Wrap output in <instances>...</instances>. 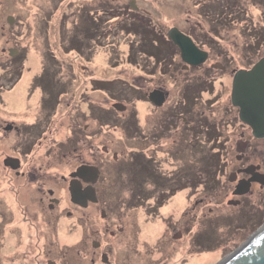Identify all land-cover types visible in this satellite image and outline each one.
<instances>
[{"label": "flooded vegetation", "instance_id": "obj_1", "mask_svg": "<svg viewBox=\"0 0 264 264\" xmlns=\"http://www.w3.org/2000/svg\"><path fill=\"white\" fill-rule=\"evenodd\" d=\"M186 1L191 4L190 7L184 6L187 18L185 28L174 25L166 29L163 20L158 17L161 16L160 8L164 6L161 0H128L123 8H119L126 11L124 17L120 16L121 26L125 23L127 36L135 40L130 45H137L135 35H141L152 43L154 50L151 53L168 56L169 61L156 69L147 66L143 77L147 76L150 80L156 71L158 74H175V84L179 88L172 96L159 84L144 83L142 88H138L128 83V86H122L127 91V107L122 104L125 111L121 112H128L130 107L127 118L119 123L118 112L112 109L111 104L107 110L114 114L113 119L106 121L100 115L103 109L95 104V99L92 104L89 103V97L94 95L95 98L99 92L87 87L92 85L93 78L81 83L80 73L76 72L72 79L59 83L70 97L60 115L46 113V118L0 115V262L116 264L123 251L129 259L144 252L142 245L139 250L130 244L134 235L139 234L134 231L139 228L134 227L127 228L129 248L123 244V248L114 249L118 244L113 240H117L124 229H118L115 234L113 215L103 208L98 212L92 211L93 207L104 205L109 196L104 182H115L113 173L118 174V167L122 164L120 162L113 169L111 164L117 162L119 152L113 151V142L108 144L105 138L102 142L98 140L104 131L115 130L117 124L123 126L128 139L125 166L121 168L130 171L141 158L140 168L163 182H167L166 172L156 153L166 147L175 149L183 134L206 131L204 145L211 160L210 166L198 169L194 182L185 187L182 188L181 183L175 185L173 194L178 196L183 193L184 203L174 210L176 221L167 223L160 243L166 242L173 247L180 242L190 245L198 222L209 226L221 217L231 223L225 236L230 243H235L237 237L252 229L250 224L256 218H263L256 228L262 225L264 138H254L251 130L239 120V110L232 106L230 94L234 74L249 71L264 58V0ZM84 14L81 12L75 20L79 21ZM235 26L239 28V42L230 41L229 31ZM110 27L113 28V25ZM134 28L136 31H133ZM173 28L189 38L201 56L204 55L202 63L189 66L182 62L180 50L168 37V31ZM111 32L113 34V29ZM117 33L115 31V36L119 35ZM146 34L149 37L146 38ZM167 41L172 47H167ZM163 47L168 48V53ZM16 52L19 56L20 53ZM153 57L150 55L148 58ZM73 82L74 86H71ZM87 88L90 91L88 96L85 94ZM198 89L209 94L202 99L194 94ZM212 90H215L214 95H210ZM151 94L153 101L149 99ZM138 100L146 102L151 108L140 121L136 113L144 108V104H132ZM87 121L94 126L86 125ZM83 166L98 171L93 183L85 174L81 178H71ZM70 182H77L82 189L91 186L97 202L88 203L85 208L72 204L68 192ZM129 201H132L131 197ZM86 218L93 222L99 218L104 222L102 228H92L88 232L89 238L84 235ZM69 219L73 220L75 230L83 241L75 244L52 242L61 221ZM171 225L173 227L169 228ZM67 233L68 230L63 235L66 239ZM146 235L144 233L148 242ZM4 236L10 239L9 251L5 240L1 242ZM70 249L75 250L73 255H70Z\"/></svg>", "mask_w": 264, "mask_h": 264}, {"label": "rangeland", "instance_id": "obj_2", "mask_svg": "<svg viewBox=\"0 0 264 264\" xmlns=\"http://www.w3.org/2000/svg\"><path fill=\"white\" fill-rule=\"evenodd\" d=\"M161 1L164 6L160 8L161 16H157L163 20L166 29L174 25L185 28L184 21L187 18L184 6L190 7V1ZM127 3L128 0H0V115L11 118H17L20 115L46 118V113L53 116L60 115L65 110L64 105L69 103L70 97L66 95L67 93L59 83L66 82V79H72L76 72L80 73L79 82L81 83L87 82L89 78L99 82L110 81V84H103L106 91H99L95 94V98L94 95L89 97L91 99L89 103L92 104V100L95 99V104L103 109L100 115L106 121L113 119L114 114L107 110L111 108L113 102H119L127 107V91L122 86H128V83L138 88H142L144 83L159 84L164 91L171 93L172 96L177 87L179 88V85L175 84L177 80L175 74H158L156 71L150 80L147 76L143 77L145 69L142 71L138 69L147 66L148 63H145L144 59H140L141 56H138L137 53L148 41L141 35H135L137 45H130L135 40L128 37L125 30L120 28L122 24L120 17L113 21H106L109 26L113 25V28H110L111 31L113 29V34L110 30L100 33L99 27L96 28L88 24L84 17L79 21L75 20V17L81 12L94 13L95 10L94 14L96 15V11L99 12L97 10L99 7L115 10L123 8ZM55 10L57 13L54 14ZM58 12L64 15L61 22H59L61 17ZM9 17L14 20L11 24L7 22ZM123 25L126 27L125 23ZM235 27L229 31L230 41L239 42L240 37L237 35L239 28ZM121 29L124 32L120 31ZM115 31L118 32V36H115ZM133 31H136V28ZM147 37L149 36L146 34ZM112 44L113 47H111ZM162 49L166 53L169 51L167 47ZM14 50L18 51L21 57L15 54ZM128 52L132 56L130 61H134L137 66L126 63ZM166 60H168L167 55L164 61ZM151 62L149 60V63ZM70 72H72L71 76ZM74 83L71 86H74ZM87 87L92 88L93 86L87 85ZM88 88L85 91L87 96L90 92ZM69 89L73 91V89ZM212 91L213 94L211 92L210 95L215 94V90ZM144 92L146 93L145 90ZM207 93L209 94L208 91L204 92L200 89L194 91V94L201 96L202 99ZM142 102L138 100L133 101L132 104L139 103L141 105ZM143 104L144 108L136 113L139 121L143 119L144 113L151 111L146 102ZM187 107L188 104L185 108ZM129 109L130 107L128 112ZM128 112L116 113L119 123L125 121ZM194 122H196L195 119ZM85 124L94 126L90 121ZM123 129V126L117 124L115 130L104 131L98 139L102 142V139L105 138L108 140V144L113 142V151L119 152L118 163L111 164L113 169L120 162L122 164L118 167V174L113 173V179L116 178L115 182L106 184L104 182V187L107 185L109 192L104 205L93 207L92 211L98 212L101 208L109 211V214L113 215V232L115 234L118 229H124L117 240H113V243L118 244L113 247L114 249L123 248V244L129 248L126 238L129 232L127 228L134 227L139 228L134 230L139 234L134 235V240L130 244L139 250L142 245L144 252L129 259L123 251V256L117 257L116 264H217L264 224L263 221L262 225L256 228V225L263 219L256 218L250 224L253 226L252 229L237 237L235 243H230V240L228 241L225 236L226 232L230 230L231 223L229 219L221 217L215 224L209 226L205 222H198L196 234L191 238L190 245L180 242L173 247L166 242L160 243V236L167 223L176 221L174 210L184 203L183 193L174 196L175 185L181 183L182 188L185 187L186 184L194 182V174L198 169H206L210 166L211 160L206 154L204 145L206 131H192L189 134H183L175 149L169 150L166 147L164 151L156 153L160 165L166 172L164 176L167 182H163L140 168L141 158L137 160L136 165L130 171L121 168L125 166L124 162L128 151V139ZM129 197L132 198V201H129ZM91 215L94 216V214ZM86 219L83 225L86 237H88V232L93 230L92 228L104 226V222L99 218H97L98 220L95 218L94 222L91 219ZM67 230L66 239L63 235ZM144 233L147 234L148 242L144 238ZM53 238L52 242L54 243L75 244L83 241L80 233L75 230L72 219L62 220ZM4 240L7 244V251H9L10 239L4 236L1 242ZM69 251L70 255H73L75 250L70 249ZM0 264L4 263L1 261Z\"/></svg>", "mask_w": 264, "mask_h": 264}, {"label": "water", "instance_id": "obj_3", "mask_svg": "<svg viewBox=\"0 0 264 264\" xmlns=\"http://www.w3.org/2000/svg\"><path fill=\"white\" fill-rule=\"evenodd\" d=\"M7 22L11 24L13 18H7ZM168 37L180 50L182 62L197 66L204 61V55L201 56L190 39L176 29L169 30ZM14 53L17 54L16 51ZM149 99L153 101L152 94ZM230 99L232 106L239 110V120L251 130L252 136L256 139L264 138V58L249 71H238L234 74ZM112 109L118 113L125 111V107L120 103L112 104ZM82 174L88 176L91 179L89 182L93 183L97 179L98 171L83 166L78 168L71 178H81ZM68 192L71 203L81 208L87 207L88 203L97 202L91 186L82 189L77 182H70ZM217 264H264V224Z\"/></svg>", "mask_w": 264, "mask_h": 264}, {"label": "trees", "instance_id": "obj_4", "mask_svg": "<svg viewBox=\"0 0 264 264\" xmlns=\"http://www.w3.org/2000/svg\"><path fill=\"white\" fill-rule=\"evenodd\" d=\"M55 13H57L56 10L54 11V14ZM58 13L60 14V17L62 18L63 14L61 15V12H58ZM84 13L85 14H84L83 17L85 18L86 22L88 24L96 27V28L99 27L100 33L107 32V31L110 30L111 27L108 24H106L109 20L118 18L120 16L124 17L126 15L125 9L124 10H119V9L113 10V9H110V8H101L98 13L96 11V15L94 17L92 15L93 12H90V13L89 12H84ZM94 13H95V11H94ZM53 17H56V15H53ZM104 21H105V23H104ZM104 24H106V25H104ZM104 27H106V28H104ZM120 28L125 29V26L122 25ZM125 33H126V30H125ZM96 42H97V40H96ZM166 45H167V47L168 46L172 47V45L168 41L166 42ZM153 50L154 49L152 48V43L150 41H148L147 44H143L142 45V47L139 49V52H138L137 55L141 56L140 59H144L145 63L146 62L148 63L147 66L150 65L152 68L156 69V68L162 66L163 62H165L164 61L165 57H162V56H166V54L165 55H161V57H160V56H157V55H159V53H156L157 55L151 53V52H153ZM150 55H153L154 57L153 58H148ZM146 56H148V57H146ZM19 57H21V56L19 55ZM126 57H127L126 58V63H128V65L130 63V65L132 64L134 66H137L136 64H134V61H130L132 59L131 53L126 54ZM149 60H151L152 62L149 63ZM131 62H133V63H131ZM147 66H145L143 68L141 67V69H138V70L142 71L145 68H147ZM91 83H92V85L94 84V86L92 87L93 90L104 92V91H106V89L104 88L103 84L104 83L105 84H110V81H107V80H102L100 82L99 81H95V82L91 81Z\"/></svg>", "mask_w": 264, "mask_h": 264}]
</instances>
